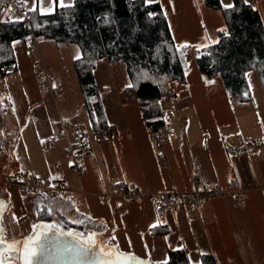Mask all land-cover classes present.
<instances>
[{"label": "crops", "instance_id": "obj_1", "mask_svg": "<svg viewBox=\"0 0 264 264\" xmlns=\"http://www.w3.org/2000/svg\"><path fill=\"white\" fill-rule=\"evenodd\" d=\"M147 1L161 3L174 41L189 47L186 83L175 85L176 97L162 99L174 135L166 134L164 125L159 132L149 130L138 99L125 91L131 84L126 64L106 58L96 62L94 76L108 121L117 131L113 136L94 131L74 65L81 47L42 36L34 47V42L29 46L14 40L17 66L0 78V139L6 142V155H0V228L6 238L23 240L34 234L33 224H55L62 230L65 220L73 225L91 218L109 247L118 245L120 252L136 258L132 264H164L170 250L182 248L191 264H201L206 253L214 254L219 264H264L260 74L247 73L252 100L244 103L228 95L221 78L205 84L197 50L217 41L225 24L222 10L205 0ZM250 1L264 21V0ZM31 6L28 0L25 10L30 12ZM7 15L22 17L11 5ZM173 108L176 114L168 115ZM53 136L56 140L49 143ZM12 176L39 186L29 195ZM234 178L248 191L244 205L229 196H205L200 207L191 206L204 187L228 190ZM56 198L68 200L58 204L69 209L67 218L39 221L38 200L58 203ZM170 199L177 208L168 206ZM160 202L167 205L163 214L156 211ZM164 225L167 233H152Z\"/></svg>", "mask_w": 264, "mask_h": 264}, {"label": "trees", "instance_id": "obj_2", "mask_svg": "<svg viewBox=\"0 0 264 264\" xmlns=\"http://www.w3.org/2000/svg\"><path fill=\"white\" fill-rule=\"evenodd\" d=\"M6 0L0 2L1 5ZM205 4L224 13L225 24L218 31L216 42L197 50V62L205 84L221 78L226 92L241 103L252 100L247 73L258 70L264 87V21L258 8L247 0H232L224 6L220 0H205ZM29 19H7L0 9V78L16 68L12 47L14 40L29 46L37 37L66 43H76L82 55L74 65L80 79L85 106L94 131L113 136L117 128L108 121L94 69L99 59L126 64L130 86L127 95H134L142 111L146 126L159 132L166 121L162 99L174 82L186 83L189 62L188 46L174 41L168 18L160 2L147 0H74L70 7H57L47 15L28 12ZM43 201V200H42ZM49 202L38 200V219L52 223L55 218H67L65 198ZM42 203V206L40 205ZM59 214V215H58ZM59 217V218H60ZM69 224L65 220L62 231L77 229L86 236L88 230L98 228L95 220L79 219ZM101 228H98L99 230ZM169 228H152L153 234L167 233ZM76 233V232H75ZM86 233V234H84ZM164 264H191L186 249L169 251ZM201 264H219L215 255H202Z\"/></svg>", "mask_w": 264, "mask_h": 264}, {"label": "snow or ice", "instance_id": "obj_3", "mask_svg": "<svg viewBox=\"0 0 264 264\" xmlns=\"http://www.w3.org/2000/svg\"><path fill=\"white\" fill-rule=\"evenodd\" d=\"M18 3L26 5L28 0H18ZM31 4L29 11L50 14L54 6L70 7L71 0H31ZM21 19L17 17L16 22ZM32 230L33 235L16 240L11 236L6 238L5 230L0 228V264H47L49 261L63 264H132L136 260L131 254L120 252L118 245L109 247L107 242L98 241L100 234L95 232L85 238L81 233L64 232L58 226L42 223L33 224ZM136 264H143V261Z\"/></svg>", "mask_w": 264, "mask_h": 264}, {"label": "built area", "instance_id": "obj_4", "mask_svg": "<svg viewBox=\"0 0 264 264\" xmlns=\"http://www.w3.org/2000/svg\"><path fill=\"white\" fill-rule=\"evenodd\" d=\"M8 5L13 6L14 9H16L18 12L21 13V18H26L29 19V14L28 11L25 10V5H22L20 3H18V1L15 0H6L0 7L1 11H3L4 13H6L7 11V7ZM7 19H10L9 16H6ZM33 47L36 46L35 42L32 45ZM177 96V92L175 90L171 91V95L170 97H176ZM171 124L170 120H166L163 126V129L166 130V134L172 136L174 135L173 131L169 128ZM165 134V135H166ZM164 135V139H166L167 137H165ZM56 140V137H50L48 138V142L49 143H53ZM6 142L3 139H0V155L1 156H5L6 155ZM87 145L84 144V142H82V149H86ZM244 152H248V150H244ZM77 169L82 171L83 166L82 165H78L77 164ZM198 175L197 174H192V179L194 181L198 180ZM11 180L13 182H15L19 189L29 195L33 194L35 192V189L39 186L37 184H31V185H27L23 182H20L18 180L17 177L12 176ZM62 188L61 186L58 187V189ZM247 193L248 191L246 189H244L238 179L234 178L231 179L229 181V188L228 190L223 189L220 186L217 185H212V186H208V187H204L202 189V191L200 192L199 196L193 200L191 202V206L193 208H198L200 207L203 202H204V197L205 196H210L211 198H215V197H219V196H224V195H228L229 197H231L232 200H234L236 202L237 205H244L246 203V198H247ZM128 195L133 196L135 195V193L133 191L127 192ZM168 206H172L173 208H177L178 205L174 200H169L168 201ZM166 207L167 205L164 202H160L156 205V211L158 214H163L166 211Z\"/></svg>", "mask_w": 264, "mask_h": 264}, {"label": "rangeland", "instance_id": "obj_5", "mask_svg": "<svg viewBox=\"0 0 264 264\" xmlns=\"http://www.w3.org/2000/svg\"><path fill=\"white\" fill-rule=\"evenodd\" d=\"M221 1V3L224 5V6H230L231 4H232V0H220ZM248 2H251L250 0H247ZM220 10V9H219ZM123 62V61H122ZM176 84H179V82H174V83H172V85H171V88H170V91H169V93H168V95L167 96H170L171 95V91L172 90H174V87H175V85ZM226 90V89H225ZM166 97V96H165ZM176 108H179V104H178V107H176ZM176 108L174 109L173 108V111L171 112V111H168V115L170 114V113H173V114H176ZM169 109V108H168ZM224 196H228L227 194L226 195H224ZM216 198V197H215ZM55 223V222H54ZM55 225V224H54ZM77 229H74V230H71L72 232H76V233H78V231H76ZM93 232H95V233H98V230H88V232H87V234L86 233H84V234H86L87 236L89 235V234H91V233H93ZM98 234H100V233H98ZM86 236V237H87ZM84 237H85V235H84ZM98 238H100V239H102V237H101V235H99L98 236ZM102 241H103V239H102Z\"/></svg>", "mask_w": 264, "mask_h": 264}, {"label": "water", "instance_id": "obj_6", "mask_svg": "<svg viewBox=\"0 0 264 264\" xmlns=\"http://www.w3.org/2000/svg\"><path fill=\"white\" fill-rule=\"evenodd\" d=\"M62 231V230H61ZM64 232H67V231H64ZM86 238V237H85ZM63 239H65V240H68V241H70L71 240V238L70 237H64ZM98 241H101V239L100 238H98ZM47 264H63V262H57V261H49V262H47Z\"/></svg>", "mask_w": 264, "mask_h": 264}]
</instances>
